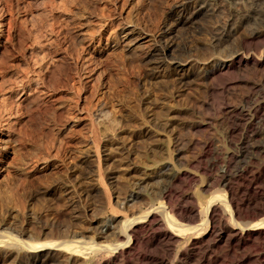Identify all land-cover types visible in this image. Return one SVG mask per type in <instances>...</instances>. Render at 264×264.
<instances>
[{
  "label": "rangeland",
  "instance_id": "obj_1",
  "mask_svg": "<svg viewBox=\"0 0 264 264\" xmlns=\"http://www.w3.org/2000/svg\"><path fill=\"white\" fill-rule=\"evenodd\" d=\"M194 1L0 0V199L14 196L21 221L36 215L38 226L54 228L43 238H56L60 227L94 240L100 251L90 264H124L115 258V231L145 220L156 223L140 233L137 251L146 258L134 254L133 264H199L204 255L219 256L218 264H264V235L248 230L243 246L216 240L221 231L240 233L243 222L264 221L257 204L244 203L253 193L238 178L248 167L264 184V150L240 156L264 140L254 134L264 113L256 108L264 102V65L210 73L211 59H224L231 44L223 39L215 48L214 38L232 24L230 42L239 46L258 25L245 12L256 0ZM185 2L197 10L195 22L171 32L175 18L190 15L179 10ZM130 25L146 36L145 47L124 44ZM167 31L174 53L191 61L187 83L173 75V53L159 66L145 54ZM230 197L243 217L226 205ZM210 205L215 232L206 235ZM173 227L188 229L174 236ZM51 251L57 263L86 264L81 254Z\"/></svg>",
  "mask_w": 264,
  "mask_h": 264
},
{
  "label": "bare ground",
  "instance_id": "obj_2",
  "mask_svg": "<svg viewBox=\"0 0 264 264\" xmlns=\"http://www.w3.org/2000/svg\"><path fill=\"white\" fill-rule=\"evenodd\" d=\"M244 1L245 0H243V2ZM204 3H206V2H203L202 7H206L205 6L206 4L204 5ZM208 3L211 4L210 2H208ZM187 4L188 3L185 2V3H182L181 5H179V10L183 11V12L187 11L190 13V15L186 18L184 17L185 20L183 19V17H179V16L177 18H175L174 25L172 27H170V31L171 30L174 31V30L178 29L179 27H181L180 24H183V26H184V24L191 25L195 22L197 10L196 9L193 10L194 8H192V10H190V5H187ZM199 5H201V4H199ZM246 6H247L246 11H245L246 15L250 19L256 20L255 22H257L256 24H258L257 27L255 29H252V31L249 34H247L241 38L239 46H238V44L234 45L235 43L233 41L230 42V36H232L231 33H232L233 27H234V26H232V24L230 25L229 28L225 27L221 31L218 32L217 36L214 38V41H213V46L215 48H217L218 46H220L223 43V39H225V41H227V42L229 41V44L230 43L231 44H230L229 54H227L224 59H221L219 61L215 60V59H211V70H210L211 75L215 74L219 69H224V68H232L235 66H237V67L244 66L245 67V66H249V65L258 67V66L264 65V0H256L255 2L250 3L249 5H246ZM210 7H208V9L213 12L214 9L212 7L211 8ZM173 31H171V32H173ZM164 37H165V39L163 40V43L161 42L159 45L157 44V45L153 46L147 52L145 51V54H147V57L153 58L152 60L156 63V65L159 66L160 64L163 63V60L166 59V57L168 56L169 53H173V56L170 58V62L173 65V69H172L173 75L176 76V78L178 80H180V82H186V79L189 76L187 74L186 69L189 66L191 61H189L187 58L179 57L178 54L174 53L175 43L172 39V35L170 32L167 31V34H164ZM254 39H259L258 41H260V43H261L260 45H258V46H260L258 51L251 50L249 48V43H251ZM146 41H147L146 36L141 34V33H137L135 31L134 27H132L131 25L126 28V32L123 36V42L129 49L134 50L138 47H141L140 46L141 44H143L142 46H144ZM160 41H162V40L160 39ZM152 45H154V43ZM144 56L146 57V55H144ZM150 61H151V59H150ZM243 99H245V101H248L251 98H250V95H247V96L245 95V97ZM256 108L258 110L260 109V110L264 111V102H262L261 104H258ZM254 134H255V136H259V137L262 136V139H263V136H264V113H263L262 118H261L260 127H258V129L255 131ZM117 148L119 149L118 146H117ZM111 149L115 150L116 147H112ZM255 150H258L259 152L264 150V140L262 141V143H260V142L257 144L252 143V145L248 146L245 153H241L240 156L245 158V157L251 156V153H252V156H254ZM126 156H128V155H126ZM116 159H118V161H122L121 158H116ZM124 159H123V161H124ZM246 159H244V160L246 161ZM229 160H230V158H229ZM96 162L97 161H95L94 163H96ZM92 166H93V164H92ZM255 172L256 171L250 170V168L246 167L243 170H241V172H240L241 175L238 178L241 181V183L244 185L245 189L248 192L253 193L252 194L253 196H250L248 199H246L244 201V203H246L247 206L254 204V203L257 204L256 205L257 206L256 211H254L256 214V213H263L264 212V184H263L262 179H261V172L260 171H258L256 173ZM227 185H229V184H227ZM136 195H138V194L137 193H131L130 199L136 198L135 197ZM12 197L14 198V196H12ZM12 197L9 198V196H8L9 199L7 201H4V200H6V199H4V197H3V199H0L1 204L8 202L6 205L3 204L5 206L4 209H0V261L3 260V262H5V264H61L60 262L57 263L58 260H57L56 256L51 251V249H53V247L61 248L62 250L69 252L73 255H76L77 253L81 254L82 257L87 259L86 264H90L93 260H95L96 254L100 251V248H99V245L94 240H92L91 242L82 241L81 239L78 238V236L75 233L72 234L71 231L69 230V228L61 230L60 227L56 228V230H58V231L54 232V234L56 235V238H51V239L43 238L42 234L44 232L49 234V233L53 232L54 228L52 229V227H49V224H47V223L43 224V226L42 225L38 226V224L40 223L41 220L39 218H37L36 215H34V216L32 215L29 218L26 216L28 219L21 221L20 215H19L16 207H13L14 205L11 206L12 202H16V200L15 201L12 200ZM260 200L262 203L261 205L259 204ZM230 202L233 205L232 213L234 215H236L237 217H243L244 216V213H243L244 210L243 211L241 210L242 207L239 205V202H235L233 197H230L229 201L226 202V205L229 206ZM246 209H248V208H246ZM184 210L186 211V209L182 208V211H184ZM188 210L191 211V210H193V208L191 207ZM20 211H22V210L20 209ZM214 212H215L214 206L210 205L207 209V216H208L209 225L207 226L206 230L204 231V234H206V235H211L215 232V227H214L213 221L216 218L213 220ZM244 212H246V211H244ZM31 214H29V215H31ZM252 214H254V213H252ZM22 215L23 214H21V216ZM24 217H25V215H24ZM232 218H234V217H232ZM23 219H25V218H23ZM238 219H236V220H238ZM244 219H245V217H244ZM253 219H254V216H253ZM127 220H128V217H125V222H127ZM233 220H235V219H233ZM105 222L110 223V222H112V219H107V220H105ZM215 222H217V221H215ZM239 222H240V220L238 221V224L241 225V223H239ZM155 223L156 222H154V220L153 221L151 220L150 222L148 221V223L145 220L141 224L130 225L127 228L119 229L118 231H115L116 240H117V246L115 248L118 249L116 251L115 258L122 257L124 264H133V262L131 260V256L134 254L137 255L138 260L146 258V255L143 252L137 251V249H138L137 245L139 243H140L139 245H141L142 242L144 243V241H145L144 235L141 236L140 233L145 232V234H146V230L149 231L154 226ZM248 225H251V226L247 227ZM38 227L41 228V230L37 231ZM232 227L233 226H231V228ZM173 228L176 231V232H173L174 236L182 234L183 232L186 231V229H188V228H176V227H173ZM240 229H241L240 233L233 231L231 229H228V232L227 231H221L219 229L221 232H219L217 234V237H218L216 239L217 242L220 243V242L225 241L228 244H235V245H242V246L248 245V244H250L251 238H252L251 237L252 233L249 232L248 230H250V229L254 230L255 232H258L260 236L264 235V230H261V229H264V221L257 222V223L254 222L252 224L246 221V222H243V226H241ZM258 238H259V236L257 237V239ZM257 239H254V240H257ZM253 241H252V244H253ZM139 245H138V247H139ZM44 247L49 248V249H47L43 252H38V250H36V249H42ZM247 247H249V246H247ZM28 249L35 250V251L30 253L33 255H31V256L27 255L29 253H23L22 254L23 250H28ZM23 256H27V258H28V261L26 263H23V261H22ZM218 257L207 258V256L205 257V255H204L203 257L198 259V262H199V264H218L219 260L221 259V258L219 259ZM221 262H222V260H221Z\"/></svg>",
  "mask_w": 264,
  "mask_h": 264
}]
</instances>
